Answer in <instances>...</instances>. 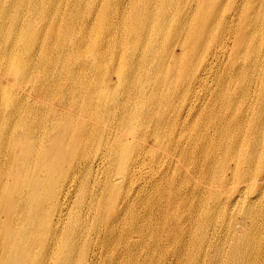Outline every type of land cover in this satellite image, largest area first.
Segmentation results:
<instances>
[{"label":"bare ground","instance_id":"obj_1","mask_svg":"<svg viewBox=\"0 0 264 264\" xmlns=\"http://www.w3.org/2000/svg\"><path fill=\"white\" fill-rule=\"evenodd\" d=\"M81 1L0 0V264H255L264 0Z\"/></svg>","mask_w":264,"mask_h":264},{"label":"rangeland","instance_id":"obj_2","mask_svg":"<svg viewBox=\"0 0 264 264\" xmlns=\"http://www.w3.org/2000/svg\"><path fill=\"white\" fill-rule=\"evenodd\" d=\"M158 1V0H157ZM128 0H125L123 2V0H111V3L112 4H116L117 5V8L119 10L120 13H122V16H124L123 18V21H124V24H118L117 22H114L112 21L111 22V28H109L110 30H114L110 35H112L113 33H116L115 30L118 31V33H126L128 34L129 32H124L123 31V27H127L128 26V20L129 18L131 17V12L133 11H130L128 10V8L134 3V0H129L128 2V6H125L124 4L127 3ZM82 1L79 0L76 2V0H73V5H75V9L76 11L83 17H85V12L89 9L87 8L85 5L81 4ZM124 3V4H123ZM105 5V0H95L94 2V5L92 6V9L94 8L95 10L93 11V13H91L93 16H97V21H104L105 20V16L102 14V8L104 7ZM91 9V10H92ZM130 11V12H129ZM116 20V19H115ZM85 24V22H84ZM88 26H86L85 24V29L88 30ZM99 39V38H98ZM93 40H88L87 43L91 44ZM108 41H110V36L108 35V37L106 38H101L98 40V44H105V43H108ZM115 57H120L119 55H115L114 54V58ZM88 63L92 64V58H90V61H88ZM77 67H74V69H76ZM121 68H122V71L124 72L125 70H127L128 66H125V64L123 63V61L121 60ZM109 78H111V76L109 75L108 76ZM3 83L5 84V82L3 81ZM207 85L210 86L211 85V81L210 79L207 80ZM30 89V87H29ZM65 97H67L65 94H64ZM48 117V111H44L43 113L40 114V118L41 120L44 122ZM263 194V199L261 201V208L262 210H264V191L262 192ZM259 196V194H258ZM258 200L260 201L261 198L260 196L258 197ZM241 207L239 206L238 209H240ZM234 217V220L233 222H235L236 224V227L239 228L241 225H245L246 226V230L250 229L251 227V221H244V220H240L238 214H235V215H232ZM237 223H240V226L238 227ZM258 228L260 229L259 230V234L255 236V239L257 241V245L262 249V253L260 255H256L255 252L256 251H253L252 252V255L254 256V261H255V264H262V261L264 262V211L262 212V215H261V220L258 222L257 224ZM247 233V231H246ZM263 254V255H262ZM264 264V263H263Z\"/></svg>","mask_w":264,"mask_h":264}]
</instances>
